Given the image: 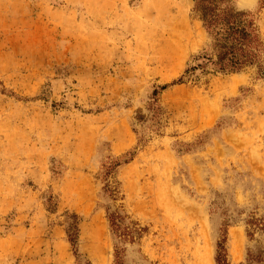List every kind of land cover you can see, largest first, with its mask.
I'll return each instance as SVG.
<instances>
[{
    "label": "rangeland",
    "instance_id": "1",
    "mask_svg": "<svg viewBox=\"0 0 264 264\" xmlns=\"http://www.w3.org/2000/svg\"><path fill=\"white\" fill-rule=\"evenodd\" d=\"M193 4L0 0V264H217L218 243L245 264L264 247L247 235L264 222V1L231 0L258 63L174 83L209 40Z\"/></svg>",
    "mask_w": 264,
    "mask_h": 264
},
{
    "label": "trees",
    "instance_id": "2",
    "mask_svg": "<svg viewBox=\"0 0 264 264\" xmlns=\"http://www.w3.org/2000/svg\"><path fill=\"white\" fill-rule=\"evenodd\" d=\"M264 1V0H262ZM193 12L200 19L208 34V43L202 51L193 57L184 73L174 83H181L183 78L194 79L200 73L210 70L223 74L238 73L246 67L258 63L263 53V44L259 38L253 19L249 13L236 9L231 0H193ZM110 225L118 236H127V231H120L117 215H109ZM75 223V222H74ZM72 223L68 229L69 241L77 239V226ZM247 235L251 238L254 230L264 233V222L251 218L247 221ZM217 264H230L226 259L225 247L217 245ZM242 264V263H240ZM245 264H264V247L248 250Z\"/></svg>",
    "mask_w": 264,
    "mask_h": 264
}]
</instances>
